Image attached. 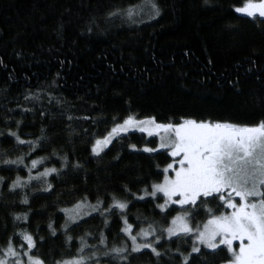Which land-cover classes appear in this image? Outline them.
Listing matches in <instances>:
<instances>
[{
  "label": "trees",
  "instance_id": "trees-1",
  "mask_svg": "<svg viewBox=\"0 0 264 264\" xmlns=\"http://www.w3.org/2000/svg\"><path fill=\"white\" fill-rule=\"evenodd\" d=\"M243 3L0 0V255L10 237L20 252L26 230L36 241L33 254L45 264L79 255L81 237L90 264H183L181 253L193 244L188 237L164 235L154 243L156 255L151 248L132 251L121 231L127 218L133 234L149 224L158 234L181 211L156 207L162 194L143 195L163 179L171 159L162 149L144 150L146 143L155 148L158 138L130 131L98 155L91 149L114 118L119 123L128 115L162 123L180 117L249 125L264 120V17L237 12ZM17 157L23 162L12 163ZM45 168L56 171L37 177ZM113 196L127 207L119 209ZM80 200L96 211L69 219L65 209ZM109 205L111 214L105 212ZM184 210L206 219L202 207ZM154 240L155 234L146 239ZM125 242L124 253L109 251ZM227 258L226 250L203 245L190 256L191 264Z\"/></svg>",
  "mask_w": 264,
  "mask_h": 264
},
{
  "label": "snow or ice",
  "instance_id": "snow-or-ice-1",
  "mask_svg": "<svg viewBox=\"0 0 264 264\" xmlns=\"http://www.w3.org/2000/svg\"><path fill=\"white\" fill-rule=\"evenodd\" d=\"M235 10L247 13L248 16L258 13L260 17H264V0H244L243 6L236 7ZM130 128H138L148 136L155 134L159 137L155 148L148 147L147 143L144 145L146 152L155 153L156 149H162L171 157L163 167V179L152 183L151 192L145 187L143 195L159 198L158 194L162 193L164 202L156 205L161 210L172 205L173 208L168 209L171 212L175 206H181V211H177L158 234L153 224H149L147 228L141 227L133 234V225L124 218L121 231L131 240L132 251L151 248L153 253L159 255L158 247L154 246L155 241L162 240L164 235L173 237L180 234L193 241L190 252L187 255L181 253L183 264H191V254H199L201 245L205 249L226 250L228 258L223 259L221 264H264V120L249 125L180 117L178 123H162L157 122L153 116L138 120L133 115H128L122 123L113 119V127L103 138L96 139L92 152L99 153L102 147H107L112 142V137L119 138L120 133H127ZM11 134L17 141L24 143L17 133ZM129 147L135 149L137 146L132 144ZM17 162L23 161L20 157L12 161ZM31 163L35 167L37 160H32ZM55 171V168H45L43 173L38 172L36 175L47 176ZM20 179L18 176L10 187H15ZM48 187L51 188L52 185L48 184ZM132 195L136 196L135 193ZM209 201H215L216 206L210 207ZM100 203L98 199L97 206ZM113 204L119 209H125L128 201H121L113 196ZM97 206H90L86 200H80L73 206L72 212L68 209L65 212L69 213V219L75 220L81 213L87 215L88 208L96 211ZM185 206L193 209L202 207L206 219L198 220V213L185 211ZM110 209L112 205L105 212L111 214ZM164 215L167 217L168 213ZM22 218L26 219L27 214ZM48 227L55 233L56 229L51 223ZM62 227H67V223ZM154 234V241L138 242V237L146 239ZM22 238L26 243L20 244V252L14 249L13 238H9L0 257V264H8L9 256L16 257L12 264H45L39 254L32 252L36 248L33 235L25 230ZM80 240L81 245L77 249L79 255L57 260L55 264H90V258L82 254L86 241L83 237ZM99 243H105L103 233ZM126 249L125 242L123 246H113L109 251L124 253ZM92 255L95 256L96 253L93 252ZM25 256L26 262L23 259ZM120 258L127 259V256Z\"/></svg>",
  "mask_w": 264,
  "mask_h": 264
},
{
  "label": "rangeland",
  "instance_id": "rangeland-1",
  "mask_svg": "<svg viewBox=\"0 0 264 264\" xmlns=\"http://www.w3.org/2000/svg\"><path fill=\"white\" fill-rule=\"evenodd\" d=\"M242 6H243V4L240 5V6H237V7H242ZM242 14H244V15L247 16V13H242ZM255 16H259V14L257 13V14H255V15L252 16V17H255ZM134 118L139 120V118H136V117H134ZM141 119H142V118H141ZM122 122H123V121H121V122H119V123H122ZM157 122H159V121H157ZM163 123H165V122H163ZM130 131H139V129H138V128H130L129 131H128L127 133H129ZM139 132H141V131H139ZM120 134H123V133H120ZM120 134H119V135H120ZM145 134H147V133H145ZM147 136H148V134H147ZM154 136H155V134H154ZM156 137L158 138V143H159V137H158V136H156ZM98 138H103V137H98ZM115 138H116L115 136L111 138V139H112V142L114 141ZM112 142H111V143H112ZM111 143H109V144L107 145V147H102V148H101V151H100L99 153H94V154L98 155V154L104 152V150L107 149L108 146H109ZM150 192H151V191H150ZM160 194H162V193H160ZM162 195H163V194H162ZM163 202H164V201H163ZM163 202H160V203H163ZM160 203H159V204H160ZM170 206H172V205H168V207H170ZM166 208H167V207H166ZM166 208H165V209H166ZM68 210H69V212H72V211H73V207L70 208V209H68ZM90 210H91V208L86 209L87 213H89ZM68 215H69V213H68ZM81 216H83L82 213L79 215V217H81ZM77 219H78V218H77ZM75 220H76V219H75ZM177 235H179V234H177ZM166 237H168V236L166 235ZM146 239H148V237H147ZM146 239L143 238V239L141 240L140 243H147L148 241H146ZM201 246H202V245H201ZM2 255H3V253H2ZM2 255H0V257H2ZM11 258H13V257L9 256V257H8V260H10ZM8 264H11L10 261H8Z\"/></svg>",
  "mask_w": 264,
  "mask_h": 264
}]
</instances>
